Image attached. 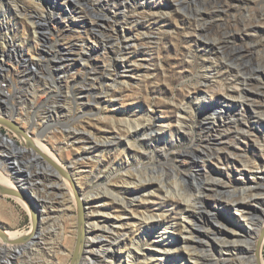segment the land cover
Wrapping results in <instances>:
<instances>
[{
    "label": "rangeland",
    "instance_id": "obj_1",
    "mask_svg": "<svg viewBox=\"0 0 264 264\" xmlns=\"http://www.w3.org/2000/svg\"><path fill=\"white\" fill-rule=\"evenodd\" d=\"M75 1L0 0V63L11 68L2 73L0 65V84L12 92L18 124L28 130L26 117H36L32 139L91 204L84 214L92 211L109 229L118 222L112 236H98L97 264H143L171 234L181 241L163 226L179 222L187 204L156 179L192 197L189 220L200 229L192 256L168 252L165 264H251L240 253L252 250L261 222L254 214L264 206V0ZM243 15L256 21L255 31H242ZM1 101L0 117H12ZM0 132L23 144L8 127L0 124ZM2 147L0 140V172L14 182ZM133 170L152 179L124 185ZM58 175L31 179L44 201L33 208L39 219L44 206L49 216L43 235L33 237L37 248L22 242L21 251L0 252V264L72 262L81 213L78 204L68 206ZM245 185L251 189L242 195ZM105 188L135 203L127 212L139 224L126 227L123 204L98 196ZM257 193L258 203L232 204L252 195L256 201ZM149 215L160 218L149 225ZM95 219L86 216L85 228ZM0 227L27 233L33 218L15 198L0 197Z\"/></svg>",
    "mask_w": 264,
    "mask_h": 264
},
{
    "label": "bare ground",
    "instance_id": "obj_2",
    "mask_svg": "<svg viewBox=\"0 0 264 264\" xmlns=\"http://www.w3.org/2000/svg\"><path fill=\"white\" fill-rule=\"evenodd\" d=\"M74 1L75 0H64V4L67 5L70 2L74 3ZM7 38H9V37H7ZM10 43L12 44V43H14V41H11ZM24 62L28 63V61L26 59ZM4 90L6 91V89H2L1 91L5 92ZM7 93L9 94V96L11 98L13 97L11 91L8 90ZM240 98L241 99L244 98L243 95H241ZM213 111L215 113H218V112H222V109L221 108H214ZM179 114L183 115L182 111H179ZM25 121L28 125L30 124L31 120H30L29 115L26 117ZM178 121H179V124L182 125L181 117H179ZM216 122H218V121L216 120ZM37 129H39V128H37ZM106 142L107 141H105V143ZM35 144L38 146V149L40 151H42L46 156H49V150L43 143H41V140H37L35 142ZM98 145H99V143H96L93 146V148L98 149ZM186 155H188V154H186ZM195 163L198 164L197 162H195ZM199 164H201L203 166L206 164V162L203 161V163H199ZM0 167L2 168L1 163H0ZM59 170L61 171V173H58L59 175L57 177L58 181H59L58 186L61 185V188H63L66 196L68 197V199L65 201L67 202L68 206L70 203H73V205L78 204L80 207V213H81V219H80V223H79L81 227H80V230L76 234L78 237H80V239H79L80 244L76 245L75 251H72L73 253L71 252V255L74 258L70 264H97V259L94 256H95V254L99 253V251H98L99 249H97L95 246L96 241L98 240V236H100V235L104 236L102 234V232L104 230L107 231L109 234H111L110 236H112L115 232L114 228L118 227L117 226L118 222H115L114 228L109 229L104 224H100V221L98 222L93 217L94 213L92 211H89L88 214H84L85 210L91 209V204L87 203V200H84L83 197L81 198L80 190L77 188L76 183L73 181L71 176L68 173L64 172L62 169H60V166H59ZM258 170H261L258 172L260 175L264 174V169L258 168ZM128 174L131 175L132 179L123 178V184L127 185V186H131L133 184L143 186L144 183H146L147 181H150V179H152L151 177H149L147 175H143L141 170H133V173H132V171H129ZM245 175L248 178L249 175L252 176L253 174L252 173L251 174L245 173ZM55 176H57V174H55ZM255 178H256L255 180H258L257 177H255ZM155 181L158 182L162 186V188L166 190L165 193L172 194L173 197L179 195L182 198L181 200L183 202H185V204H187V208L185 209V211L183 213L184 215H183L182 219L179 220V222H177L174 226H163V230H164L163 232H164V234H166V236L169 235L170 232H172L170 229H172L175 232L179 231L180 234H182V236H181V241H180V240H178V238L174 237V235L171 234L165 242L166 247L159 245V244H156L155 241L151 240L150 242H155V244H156L154 246L151 244V246H153L152 248L155 249L154 252L149 257L142 258L139 263H143V264H165L166 261L168 260L166 258V257H168L167 256L168 252H170V254H176L177 256H179L180 253H183V251H186L185 252L186 255L188 257H191L192 256V250L190 249L191 241H192V239L193 240L197 239L196 234H198L200 232V229L197 228L196 225H192L190 223V220H189L188 214H190L192 212L191 211L192 210L191 209L192 197L189 196V194H187L186 197H183V193H182L183 190L181 191V187L177 183H173V186L168 188V186L164 185L163 179H156ZM215 182H219V181L215 180ZM0 183H2L6 187H10L12 189L17 190L16 185L12 181V179L10 177L5 176L2 172H0ZM243 188H246V189L243 190L242 195L245 194L246 191L247 192L250 191L251 186L245 185ZM153 193L154 192H152V194ZM97 194H99L98 196H100V195L111 196L115 202H121L123 204L121 206V208L124 209V215H126V217H128V219H129L126 227L132 228L133 226L139 224L138 221L135 219L134 213L129 214L127 212V209H130L132 206H134L135 203H133V201H130V203L128 204L127 202L124 201V199L120 200V197L115 192L111 191L109 188H105L104 191L99 190V192ZM158 195L162 196L160 194H158ZM252 196H248V198H243V199H239L236 201H232V204L235 205L236 207H239L242 204H246L247 201H249L250 203H252V202L258 203L259 200H257V199H258V196H260V193H257L256 201L252 200ZM14 198L19 203H21V205H23L25 208H27V210H29V212L31 213L32 218H33V227H32V230L27 232V233L26 232H20V231H12L10 229L0 230V252H3V251L5 252L7 250H12V249H16L17 251H21L22 248H25L24 246H21V243L22 242L24 243L25 241L26 242L31 241V240L32 241H31L30 246L32 248H37L36 245L34 244V242L39 236L43 235L42 232L45 229V224L47 223V221L49 219V216L45 210L46 209L45 206L43 207V211H42V213L40 215V219H39V213H37L34 210V208L32 207V205L30 203L22 200L19 197H14ZM39 198H38V203L42 202V205H43L44 201L43 200L39 201ZM261 208H263L262 213L264 214V206L261 205ZM130 210L133 211V208H131ZM263 214H258V213L254 214L256 217L261 219V222L258 225V233L256 235V239L254 240L253 245H252V243L250 244V245H252L251 246L252 250H248V249H246L247 248L246 247V248H243V252L240 253L243 255L241 257V259H244V256H245L246 258H249L251 260V264H264V219H263L264 215ZM86 216L89 218V220L95 219L94 222L86 224L88 226V228H85V224H84V220H86ZM156 218H160V217L152 216V215H149L148 217H146V219L149 220V222H150L149 225H151V221H154ZM209 218L214 220L216 225L220 222V220H218L216 218L215 214H210ZM255 218L252 217L251 220L255 222ZM220 225H221V223H220ZM121 226L122 225L120 224L119 227H121ZM222 226L226 227V225H222ZM82 227L84 229H82ZM168 230H170V232H167ZM38 232H39V234H38ZM116 232H117V235H119L118 231H116ZM127 232L131 233L129 230H127ZM128 233H126L125 236H128ZM34 236H36V239L33 240ZM213 236L216 239L221 238V236H216V235H213ZM188 239L189 240L191 239V240L189 241ZM38 240L39 239H37V241ZM117 241H118V239H117ZM158 242H160V240H158ZM127 244L133 245L132 242L127 243ZM36 250L38 251V249H36ZM116 254H117V252L114 251V255H116ZM128 258H130V253H129ZM5 262H7V264L11 263L7 259L5 260Z\"/></svg>",
    "mask_w": 264,
    "mask_h": 264
},
{
    "label": "water",
    "instance_id": "obj_3",
    "mask_svg": "<svg viewBox=\"0 0 264 264\" xmlns=\"http://www.w3.org/2000/svg\"><path fill=\"white\" fill-rule=\"evenodd\" d=\"M55 2H58V0H55ZM45 34L47 35L49 32L46 31ZM29 59L30 58L28 57L26 58L28 62ZM0 65L1 70L2 68H5L1 71L2 73L11 69L6 65L4 67L2 62ZM5 87V83L0 84V95L2 96L1 107L4 110L7 108L9 111H13V116H1L0 124L8 127L15 134H17L21 138L23 144H19L18 142L10 139L7 134L0 132L1 144L3 146L2 148H4L6 153L4 155V159L7 160V169L11 173L14 183L17 187V190H15L10 187L0 185V197H19L30 203L32 207L39 209L37 198L38 194H36L37 196L34 195L31 189V187H33L31 180L32 177L34 174L51 175L61 173V171L59 170L58 164L55 163L50 157L46 156L42 151H40L32 139L31 131L36 126V117L34 115L30 117L31 121L28 130H25L15 121L17 116V108L10 104L12 98L9 96L7 91H1ZM16 92L18 91L16 90ZM46 129H48V127H45L42 130L39 129L38 136L43 137ZM0 230H2L1 227Z\"/></svg>",
    "mask_w": 264,
    "mask_h": 264
},
{
    "label": "flooded vegetation",
    "instance_id": "obj_4",
    "mask_svg": "<svg viewBox=\"0 0 264 264\" xmlns=\"http://www.w3.org/2000/svg\"><path fill=\"white\" fill-rule=\"evenodd\" d=\"M185 9H187V8L185 7ZM200 13H202V11H200ZM239 22H240V25H242V27H243V29H242L243 32H245V31L253 32L257 28V25L255 24L256 21L254 19L251 20L250 18H246V17H244V15H243V18H240ZM241 48H243V47H241ZM247 62H249V60H247Z\"/></svg>",
    "mask_w": 264,
    "mask_h": 264
}]
</instances>
